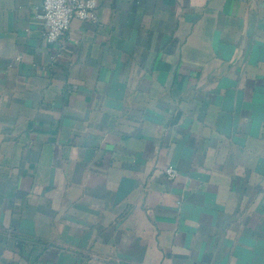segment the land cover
Listing matches in <instances>:
<instances>
[{"label":"crops","instance_id":"0c3cea01","mask_svg":"<svg viewBox=\"0 0 264 264\" xmlns=\"http://www.w3.org/2000/svg\"><path fill=\"white\" fill-rule=\"evenodd\" d=\"M41 8L0 0V264H264V0H99L55 42Z\"/></svg>","mask_w":264,"mask_h":264},{"label":"built area","instance_id":"2783aa9c","mask_svg":"<svg viewBox=\"0 0 264 264\" xmlns=\"http://www.w3.org/2000/svg\"><path fill=\"white\" fill-rule=\"evenodd\" d=\"M98 5L99 0H42V8L37 13V18L44 26L46 40L55 42L60 39L68 32L74 18L96 19ZM165 173L174 179L179 175V170L174 165H169Z\"/></svg>","mask_w":264,"mask_h":264}]
</instances>
